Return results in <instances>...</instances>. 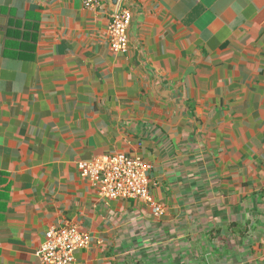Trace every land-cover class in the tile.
<instances>
[{
    "label": "crops",
    "instance_id": "0c3cea01",
    "mask_svg": "<svg viewBox=\"0 0 264 264\" xmlns=\"http://www.w3.org/2000/svg\"><path fill=\"white\" fill-rule=\"evenodd\" d=\"M116 154L164 215L81 175ZM70 225V264H264V0H0V264Z\"/></svg>",
    "mask_w": 264,
    "mask_h": 264
},
{
    "label": "built area",
    "instance_id": "2783aa9c",
    "mask_svg": "<svg viewBox=\"0 0 264 264\" xmlns=\"http://www.w3.org/2000/svg\"><path fill=\"white\" fill-rule=\"evenodd\" d=\"M87 9H97L103 0H81ZM133 14L122 10L113 16L108 30L111 50L117 54L129 51V28ZM81 175L98 187V195L104 200H140L148 204L155 217L165 214V208L152 198L149 166L141 159L124 154L105 155L93 162L79 164ZM38 253L41 264H70L73 253L89 247L91 237L77 226L52 229Z\"/></svg>",
    "mask_w": 264,
    "mask_h": 264
},
{
    "label": "water",
    "instance_id": "95a60500",
    "mask_svg": "<svg viewBox=\"0 0 264 264\" xmlns=\"http://www.w3.org/2000/svg\"><path fill=\"white\" fill-rule=\"evenodd\" d=\"M120 0H109V3L111 5V8L115 10L117 6L119 5Z\"/></svg>",
    "mask_w": 264,
    "mask_h": 264
}]
</instances>
